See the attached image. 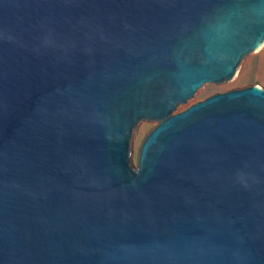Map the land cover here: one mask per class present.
I'll return each instance as SVG.
<instances>
[{"label": "water", "instance_id": "obj_1", "mask_svg": "<svg viewBox=\"0 0 264 264\" xmlns=\"http://www.w3.org/2000/svg\"><path fill=\"white\" fill-rule=\"evenodd\" d=\"M263 42L264 0H0V264H264V89L174 112Z\"/></svg>", "mask_w": 264, "mask_h": 264}, {"label": "rangeland", "instance_id": "obj_2", "mask_svg": "<svg viewBox=\"0 0 264 264\" xmlns=\"http://www.w3.org/2000/svg\"><path fill=\"white\" fill-rule=\"evenodd\" d=\"M249 85H258L264 89V42L253 52L247 53L241 59L232 79L219 84L214 82H205L185 103H180L174 112L181 111L190 104L213 93L223 92ZM154 126L155 125L153 124L142 123V128L140 129L139 135L137 136L133 146L131 167L134 169H136L138 166V154L140 146L145 136Z\"/></svg>", "mask_w": 264, "mask_h": 264}]
</instances>
